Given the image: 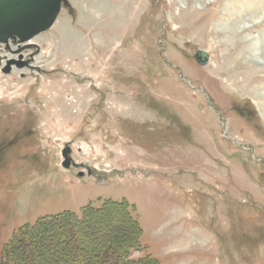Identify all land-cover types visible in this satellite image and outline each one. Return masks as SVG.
<instances>
[{
  "label": "rangeland",
  "instance_id": "obj_1",
  "mask_svg": "<svg viewBox=\"0 0 264 264\" xmlns=\"http://www.w3.org/2000/svg\"><path fill=\"white\" fill-rule=\"evenodd\" d=\"M261 10L69 0L24 50L32 66H0V251L24 225L112 200L143 228L132 258L264 264V57L250 48L264 51Z\"/></svg>",
  "mask_w": 264,
  "mask_h": 264
},
{
  "label": "trees",
  "instance_id": "obj_2",
  "mask_svg": "<svg viewBox=\"0 0 264 264\" xmlns=\"http://www.w3.org/2000/svg\"><path fill=\"white\" fill-rule=\"evenodd\" d=\"M9 149L0 147V164ZM134 210L128 201L108 200L100 207L87 204L81 217L72 212L43 217L4 243L0 264H161L147 253L131 257L143 235Z\"/></svg>",
  "mask_w": 264,
  "mask_h": 264
},
{
  "label": "water",
  "instance_id": "obj_3",
  "mask_svg": "<svg viewBox=\"0 0 264 264\" xmlns=\"http://www.w3.org/2000/svg\"><path fill=\"white\" fill-rule=\"evenodd\" d=\"M63 5H69L68 0H0V44L7 46L13 54L22 50L38 46L31 40L38 34L53 26L62 10ZM10 42L17 44L18 48L11 49ZM196 59L201 64H206L209 54L199 50ZM20 54L18 59H9L3 70L9 73L13 65L19 68L31 65V58L23 60ZM1 65V58H0ZM71 148L68 146L63 150V166L69 168L72 164L69 156ZM83 174V173H81Z\"/></svg>",
  "mask_w": 264,
  "mask_h": 264
},
{
  "label": "bare ground",
  "instance_id": "obj_4",
  "mask_svg": "<svg viewBox=\"0 0 264 264\" xmlns=\"http://www.w3.org/2000/svg\"><path fill=\"white\" fill-rule=\"evenodd\" d=\"M257 12V11H256ZM264 11H259L258 13H256L257 15L255 16L257 19H258V22H260V21H262L263 19H264V14H260V13H263ZM256 18L254 19V21H256ZM248 22H246V23H250V22H253L252 20H247ZM257 22V21H256ZM245 23V25L244 26H246V25H248V24H246ZM235 29H233L232 31H234ZM231 33H234V32H231ZM238 34V33H237ZM232 35V34H231ZM233 36V35H232ZM259 38V37H258ZM255 42H252V46H250V48H251V50L253 51V54H255L256 56H262V57H264V51L262 50V48L260 47V45L262 44V42H260L259 41V39H255L254 40ZM263 41V40H262ZM264 46V45H263ZM255 56V57H256ZM232 60V59H231ZM230 62V61H229ZM234 64H236V63H234ZM257 91H258V89H257ZM256 91V92H257ZM256 92H255V94H256ZM257 94H258V92H257ZM264 97V92H262V93H259V95H258V97ZM263 101V100H262ZM264 113V112H263Z\"/></svg>",
  "mask_w": 264,
  "mask_h": 264
}]
</instances>
